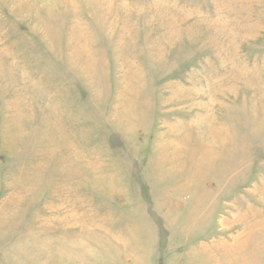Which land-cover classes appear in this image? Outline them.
Returning a JSON list of instances; mask_svg holds the SVG:
<instances>
[{
    "label": "rangeland",
    "instance_id": "obj_1",
    "mask_svg": "<svg viewBox=\"0 0 264 264\" xmlns=\"http://www.w3.org/2000/svg\"><path fill=\"white\" fill-rule=\"evenodd\" d=\"M0 264H264V0H0Z\"/></svg>",
    "mask_w": 264,
    "mask_h": 264
}]
</instances>
